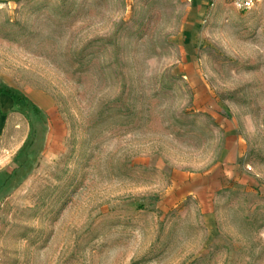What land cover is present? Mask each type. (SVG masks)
<instances>
[{
	"label": "rangeland",
	"instance_id": "rangeland-1",
	"mask_svg": "<svg viewBox=\"0 0 264 264\" xmlns=\"http://www.w3.org/2000/svg\"><path fill=\"white\" fill-rule=\"evenodd\" d=\"M0 264H264V0H0Z\"/></svg>",
	"mask_w": 264,
	"mask_h": 264
},
{
	"label": "trees",
	"instance_id": "trees-1",
	"mask_svg": "<svg viewBox=\"0 0 264 264\" xmlns=\"http://www.w3.org/2000/svg\"><path fill=\"white\" fill-rule=\"evenodd\" d=\"M1 92L8 93L12 97H14L18 103H21L23 105H26V106L30 107L34 112H37V110H38L37 106L29 98H27L26 96L17 94L14 91L9 90V89L8 90H5V89H3V88L0 87V93Z\"/></svg>",
	"mask_w": 264,
	"mask_h": 264
},
{
	"label": "built area",
	"instance_id": "built-area-1",
	"mask_svg": "<svg viewBox=\"0 0 264 264\" xmlns=\"http://www.w3.org/2000/svg\"><path fill=\"white\" fill-rule=\"evenodd\" d=\"M231 1L240 10H250L258 2V0H231Z\"/></svg>",
	"mask_w": 264,
	"mask_h": 264
}]
</instances>
